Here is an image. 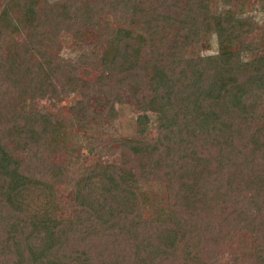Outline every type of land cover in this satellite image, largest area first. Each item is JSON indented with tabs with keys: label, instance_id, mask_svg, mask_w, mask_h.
<instances>
[{
	"label": "trees",
	"instance_id": "obj_1",
	"mask_svg": "<svg viewBox=\"0 0 264 264\" xmlns=\"http://www.w3.org/2000/svg\"><path fill=\"white\" fill-rule=\"evenodd\" d=\"M96 88L69 111L36 108ZM122 93L138 137L115 162L88 157ZM234 238L245 251L221 263ZM263 256L264 0H0V264Z\"/></svg>",
	"mask_w": 264,
	"mask_h": 264
},
{
	"label": "rangeland",
	"instance_id": "obj_2",
	"mask_svg": "<svg viewBox=\"0 0 264 264\" xmlns=\"http://www.w3.org/2000/svg\"><path fill=\"white\" fill-rule=\"evenodd\" d=\"M209 1L212 2L214 8L218 6V0ZM253 15L259 16L260 14L255 10L253 12ZM257 23L261 24L259 21ZM258 34L259 30H256L250 36V38H257ZM215 46V39L212 38L210 41L209 49L205 50L204 52L211 53L215 49ZM82 51L83 47L76 48L74 51H71L68 47H65L64 55L66 59H72L74 70L79 73L78 75H81V72L86 74L89 73V75L94 78L95 73H93V68L79 57L80 54L87 55L86 53H82ZM101 95L103 94H100L97 88L93 90H86V92L83 94L80 92H61L59 95H57L58 97L49 93L45 97L38 99L36 103V108L44 113H58L61 110L69 111L70 107L73 104L80 102L81 99L86 98L89 101L93 99L97 100L98 98L100 99ZM114 106L115 111L113 116L108 114L104 115L103 130L105 135H103L104 141L101 144V154L97 155L93 153H87L88 157L99 160L101 159L108 162H115L120 158V152L122 149L120 139L123 137H138L136 117L140 111L137 109L135 100L128 96L126 93H122L120 97V102H116ZM149 132L150 133L148 135H155L156 124L154 122L151 123ZM155 187L156 189H158V193L160 196H162L163 194L166 195L164 183L157 184L155 185ZM65 197L67 200H70L71 192L69 190L67 191V193H65ZM242 251H245V249L243 247H240L239 242L237 241V239L234 238L227 247V250L224 252L222 258L220 259V262H225L228 259L230 253L240 254ZM170 264L184 263L173 262ZM260 264H264V256L260 259Z\"/></svg>",
	"mask_w": 264,
	"mask_h": 264
}]
</instances>
